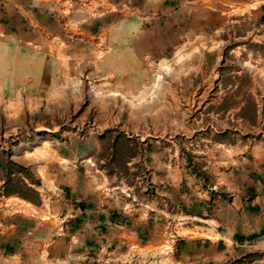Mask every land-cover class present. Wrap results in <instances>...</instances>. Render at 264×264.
<instances>
[{
    "label": "crops",
    "instance_id": "1",
    "mask_svg": "<svg viewBox=\"0 0 264 264\" xmlns=\"http://www.w3.org/2000/svg\"><path fill=\"white\" fill-rule=\"evenodd\" d=\"M82 10L87 14H81ZM104 10L109 11L100 19L86 18L93 11ZM230 38L234 43L229 53L240 58L246 52V59L252 60H243L233 74L248 71L264 77V0H0V69L10 88L19 78L16 88L20 91L35 86L29 77L33 69L38 76L35 81L40 82L38 88L43 87V77L45 83L59 77L67 79L73 68L70 60L79 56H104V62L113 67L105 76L132 91L140 90L152 74L153 64L160 63L166 81L172 69L162 63L171 58L177 63L187 59L196 62L180 67L193 75L195 87L201 91L197 103L205 111L208 106H224L227 102L219 97L223 88L218 77L223 67L216 72L211 67L223 63L224 46ZM205 43L212 45L206 50ZM208 57L211 67L205 62ZM208 75L212 82L203 77ZM207 90L211 97H205ZM231 105L237 107V113L230 116V108L226 117L232 121L238 117V122L251 127V118L242 111L246 102ZM228 130L214 123L199 129L201 144L197 142L190 151L199 157L194 159L196 163L191 155L183 158L184 149L172 145L168 132L149 135L144 146L148 169L155 171L154 176H162L154 187L163 191L160 213L170 217L175 207L181 219L192 220L191 227L174 233L171 223L163 226L146 222L148 213L156 211L150 201L143 205L148 208L146 214L138 204L131 208L118 201L107 185L68 182L58 184L50 195L51 202L62 208L61 215L70 217L59 229L62 233L68 228L66 231L72 234H97L105 238V247L98 245L101 251L121 248L123 255L135 252L141 246L138 242L144 241L148 242L146 246L161 248V252L171 250L176 264H264V254L259 255L264 253V144L243 140L242 145L227 146L216 140ZM239 136L246 137L244 132ZM218 151L227 157L218 161ZM230 154L237 156L228 159ZM178 173L179 179L175 177ZM204 176L209 177L208 185ZM31 206V212H8L7 230L1 235L15 243L17 239L26 240L21 246H27L28 238L43 224L47 213L42 206ZM125 217L127 224L122 225ZM93 239L85 244L96 245ZM6 244H0V249L16 248L19 242L16 246Z\"/></svg>",
    "mask_w": 264,
    "mask_h": 264
},
{
    "label": "rangeland",
    "instance_id": "2",
    "mask_svg": "<svg viewBox=\"0 0 264 264\" xmlns=\"http://www.w3.org/2000/svg\"><path fill=\"white\" fill-rule=\"evenodd\" d=\"M232 43V38L226 39L223 63L219 61L212 66L211 57L205 59L214 72L223 67L218 77L223 88L219 97L227 99L224 106H208L205 111L197 103L201 91H197L193 75L182 72L186 67H180L196 62L187 59L177 63L171 58L162 63L172 69L166 81L159 70L160 63L153 64L152 74L140 90L134 91L122 89L119 82L105 76L113 67L104 62V56L75 57L70 60L73 68L67 79L59 77L58 81L45 83L43 77L42 88L37 87L40 82L35 81L38 76L33 69L29 77L34 82L30 84L35 86L27 91L16 88L20 85L17 77L10 88L4 82L1 68L0 244L16 246L17 241L19 244L11 250L0 249V264H101L103 260L110 264H176L171 250L161 252L159 247L146 246L148 242L137 241L141 246L127 255L120 253L121 248L110 247L108 252L112 254H109L98 247L99 244L105 247L106 243L105 238L97 234H72L66 231L68 228L62 233L59 228L68 224L70 217L61 215L62 208L51 202L50 195L55 191L53 188L62 183L107 185L109 192H115L110 195L116 194L118 201L128 203L131 208L138 204L146 214L148 208L143 205L150 201V207L156 211L148 213L146 222L163 226L171 223L174 233L191 227L192 220L181 219L175 207L170 217L160 213L164 204L163 191L154 187L162 176H154L155 171L148 169L144 146L149 135L168 132L172 145L184 149L183 158L189 159L191 155L196 163L194 159L199 157L190 151L197 142L201 144L197 137L201 134L199 129L212 123L219 129L228 127L229 133L216 139L227 146L242 145L243 140L252 145L264 144V77L248 71L233 74L243 60H252L246 59V52L234 58L229 53ZM205 44L206 50L212 45ZM203 77L212 82V76ZM211 96L207 90L205 97ZM243 100L246 106L242 111L246 118H251V127L238 122V117H234V121L230 118L237 113L234 110L237 107L231 104ZM230 108L233 111L226 117ZM213 112L214 117L211 116ZM239 132L245 133V139ZM215 155L218 161L222 156L227 157L220 151ZM236 156L230 154L228 159ZM191 169L192 173L196 172L195 168ZM175 177L179 179V173ZM203 180L206 185L210 183L209 177L204 176ZM5 187L8 194H5ZM31 205L42 206L47 213L43 216V224L28 238L29 244L21 246L26 240L15 239V243L6 239L5 234L1 235L7 230L8 212L12 209L31 212L34 209ZM124 220L128 218L121 220L122 225ZM91 237L97 244L87 246L85 242ZM31 242L34 244L30 246Z\"/></svg>",
    "mask_w": 264,
    "mask_h": 264
},
{
    "label": "built area",
    "instance_id": "3",
    "mask_svg": "<svg viewBox=\"0 0 264 264\" xmlns=\"http://www.w3.org/2000/svg\"><path fill=\"white\" fill-rule=\"evenodd\" d=\"M86 0H79V2H85ZM109 10H104V11H93V13L91 14H89V15H87V17L86 18H92V19H100L101 17H103L105 14H106V12H108ZM85 11H81V14H87V13H84ZM124 224H127V221H123V225Z\"/></svg>",
    "mask_w": 264,
    "mask_h": 264
},
{
    "label": "trees",
    "instance_id": "4",
    "mask_svg": "<svg viewBox=\"0 0 264 264\" xmlns=\"http://www.w3.org/2000/svg\"><path fill=\"white\" fill-rule=\"evenodd\" d=\"M27 189H28V190H31V189H29L28 187H27ZM5 192H6L5 194H8V192H7V190H6V187H5ZM8 250H11V249H8Z\"/></svg>",
    "mask_w": 264,
    "mask_h": 264
}]
</instances>
